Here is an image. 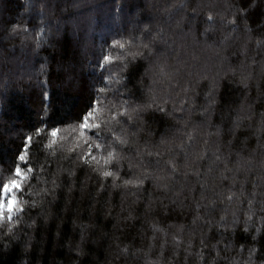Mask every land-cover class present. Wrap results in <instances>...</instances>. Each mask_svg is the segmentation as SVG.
I'll return each mask as SVG.
<instances>
[{
	"label": "trees",
	"instance_id": "obj_1",
	"mask_svg": "<svg viewBox=\"0 0 264 264\" xmlns=\"http://www.w3.org/2000/svg\"><path fill=\"white\" fill-rule=\"evenodd\" d=\"M256 3L230 23L240 0H0V179L25 135L35 170L18 193L19 223L9 234L0 222V264H262L264 0ZM104 55L114 58L107 67ZM110 72L124 79L105 98L96 89ZM93 97L106 106L97 122L122 100L145 108L100 139L81 137L66 125ZM41 118L60 127L54 143L32 131ZM95 142L115 148L120 164H104ZM88 143L99 164L78 158ZM145 170L167 187L123 185Z\"/></svg>",
	"mask_w": 264,
	"mask_h": 264
},
{
	"label": "snow or ice",
	"instance_id": "obj_2",
	"mask_svg": "<svg viewBox=\"0 0 264 264\" xmlns=\"http://www.w3.org/2000/svg\"><path fill=\"white\" fill-rule=\"evenodd\" d=\"M241 6H238L236 8L237 16L233 18L230 23H236L238 19L241 17L247 19L249 15V10L257 8L258 5L256 3V0H240ZM195 11V9H193ZM208 20H213V16L211 14H208L207 16ZM247 26V25H246ZM12 32L15 34L17 32V28L14 26L12 28ZM113 46H119L121 49H125V43H122L121 41L114 40ZM129 43H131L129 41ZM257 45L264 48V34H262V38L258 39L256 41ZM39 46V45H38ZM144 47H148L147 44L144 45ZM128 56H131L133 59H135L137 56L141 55L140 53H132L128 52ZM120 62V71L123 72L128 69L129 61L126 60V57L124 55H121L119 57L115 58ZM114 58L110 55H104L101 67H107L108 65L113 63ZM101 79L105 81L106 83L103 84V86L96 89V93L98 95H103L105 98L107 97V93L112 90L111 85L113 83L120 84L122 80L124 79L123 76H118L115 72H110L107 76H104L103 73L101 74ZM67 81L68 86L73 87V78L71 73L67 74ZM215 87V85H213ZM118 94V90H117ZM211 95V93H210ZM42 100H52L51 94L45 90L42 92ZM210 103L214 102L213 100L209 101ZM51 103L44 106V111L47 112L49 108H51ZM105 105L102 104V101L100 99H97L93 97L90 99V102L88 103L87 107L80 113L76 114L75 120L73 123L67 124L66 127H69L75 130H79V134L81 137L85 136L86 133H92L93 136L97 137V139H100V133L107 129L108 131H112L111 128H108V124H110L112 121H115L116 123H120L121 117H126L128 120L133 119V112H137L138 110H143L145 106L141 105L138 106V108H133L131 111L129 110V105L127 100H122L120 105H116L115 103L112 104V109L110 110V119L97 122L99 120V117L97 116L98 112H103L105 109ZM150 107V105L148 106ZM163 109H161L162 111ZM60 123H64L63 120L60 121ZM40 125H33L32 131L38 135L42 136L47 134L48 136L54 138L52 143L55 142V138L58 136V133L61 131L59 126H51L49 127L46 121L41 118L40 119ZM115 135V133H113ZM116 140L119 141L120 144H126L127 140L122 139L120 136H116ZM33 142V136L32 135H25L23 138L22 147L17 151L13 158V164L9 172V176L7 178L0 179V222L7 221L8 223V233L11 234L13 231V226L15 224L19 223V214L24 212V205L21 203L18 193L24 191V185L25 182L31 179V174L34 173V168L29 163V149ZM87 143V141H85ZM163 143V141H161ZM50 146V145H49ZM94 147L96 149H107L106 156H102L101 159H103L104 164H112L115 163V165H119L121 159L123 157L120 156V154L116 151L115 148H113L111 145H104L99 142L94 143ZM93 144L88 143V150L80 155L78 158L81 160H84L87 164H92L93 162H96L99 164V161L97 160V157L93 155L92 153ZM151 155V153H149ZM156 155H159V153H156ZM167 164L171 167L172 173H175L177 171V166L173 160H168ZM131 166V165H130ZM94 171H100V174L107 178V177H118V168L117 171H110V170H100L98 168H94ZM172 173H169V176H171ZM151 178L154 182H157L159 184L160 181H163L166 179L165 176L149 173L147 170L144 171L142 176L137 177L135 180H124L123 185L127 187L128 185H132L134 187H139L144 185L145 180ZM53 185L55 186V181H52ZM160 187H167L166 184H159ZM113 187H120V185H117L113 183ZM43 192H47V189H41ZM231 197H229L230 199ZM27 203V202H25ZM36 201H33V204H35ZM221 220H225V217H221ZM224 227L227 229L229 227H235V225H227L225 224ZM247 227H244V231H247ZM257 231H260L259 229ZM261 239H264L262 237ZM259 241L256 240L255 237H253V245L249 246L247 251L249 253V256L252 257L254 254H256V249L254 247V244ZM243 248V245H241ZM126 251V250H125ZM259 255L261 257H264V252H260ZM203 257L201 256V259ZM262 264H264V260H262Z\"/></svg>",
	"mask_w": 264,
	"mask_h": 264
}]
</instances>
